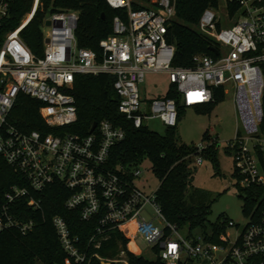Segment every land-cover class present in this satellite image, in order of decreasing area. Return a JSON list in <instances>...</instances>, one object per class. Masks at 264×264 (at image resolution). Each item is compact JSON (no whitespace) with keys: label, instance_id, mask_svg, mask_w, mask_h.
I'll use <instances>...</instances> for the list:
<instances>
[{"label":"built area","instance_id":"built-area-1","mask_svg":"<svg viewBox=\"0 0 264 264\" xmlns=\"http://www.w3.org/2000/svg\"><path fill=\"white\" fill-rule=\"evenodd\" d=\"M12 0H0V26L9 16ZM115 10L126 14L113 19L112 34L99 43L100 53L77 46L75 30L79 21L75 11H57L43 33V55L37 57L25 44L22 31L33 18L39 0L19 26L8 32L0 45V158L22 174L28 188L13 186L6 193L7 204L29 196L30 190L42 192L58 182L70 193L65 206L77 210L83 221L97 218L98 227L91 241L99 247L109 233L136 222L138 234L151 251L166 264H180L192 259L196 264H264V211L238 231L233 240L226 230L235 224L219 223L222 232L212 242L213 233L198 238H183L179 230L163 216L155 192L147 195L135 184L138 168L127 172L108 169L111 148L124 139L121 128L101 121L86 137L66 130L78 120L75 99L70 93L76 75L101 74L115 77L113 88L119 98L118 110L134 128L149 119H159L166 127L178 124L176 99L160 96L143 102L139 86L149 73H165L174 84L185 108L212 102L214 89L230 86L241 123L242 133L230 143L235 152V170L241 188L264 186V0H225V16L217 8L205 9L198 30L217 45L216 57L197 55L193 68L172 66L175 47L167 41L168 28L175 17V0H105ZM136 5L141 9L134 10ZM238 19L234 21V18ZM226 21L233 25L225 28ZM46 40H48L46 42ZM20 96L40 103L39 115L44 126L52 129L44 135L38 130L25 132L9 122ZM200 151L203 149L199 147ZM199 151V150H198ZM202 163V156L197 157ZM28 206L41 207L30 198ZM150 207L163 227H158L143 212ZM53 225L63 250L75 264H83L78 239L72 237L66 221L54 217ZM18 226L4 207L0 231ZM32 222L20 225L25 233ZM123 234V233H122ZM124 235V234H123ZM125 236V235H124ZM103 262L101 258L95 255ZM128 264L121 256L108 261Z\"/></svg>","mask_w":264,"mask_h":264},{"label":"trees","instance_id":"trees-1","mask_svg":"<svg viewBox=\"0 0 264 264\" xmlns=\"http://www.w3.org/2000/svg\"><path fill=\"white\" fill-rule=\"evenodd\" d=\"M34 0H12L9 16L0 26V45L4 36L15 30L21 20L31 11ZM218 0H175V17L168 28L167 41L174 45L175 52L172 66L175 68H193V58L197 55L212 56V47L216 43L203 35L197 28L202 12L207 8H217ZM134 10L141 9L133 6ZM57 11H75L79 21L75 30L77 46L100 53L99 43L112 34L113 19L116 16L126 19L122 10L111 9L105 0H39V6L22 31L21 37L28 48L37 56L43 55V28L49 14ZM115 77L101 74L76 75L70 91L75 99L78 120L66 130L86 137L94 123L108 121L121 128L124 139L114 145L108 156V169L119 168L130 172L137 168L143 159H148L151 171L159 181L155 191L156 203L164 218L178 230L187 228L189 232L201 229L206 232L208 226L213 233L210 240L218 241L222 232L219 223L228 220L226 216L218 217L217 223L211 224L208 216L212 207V195L201 189L192 187V158L204 156L218 169L217 149L208 146L198 151L193 145L181 144L177 140V126L167 127L164 135L150 131L145 126L134 128L119 110V98L113 88ZM165 98L177 100L178 121L183 116L185 107L181 105L180 96L174 84H170ZM225 98L223 87L214 89L212 102L194 107L201 112H210L214 105ZM145 102V101H143ZM40 103L26 96H20L14 107L9 122L20 126L25 132L38 130L44 135L53 130L44 126L38 109ZM261 129L264 130V112ZM207 139V138H205ZM264 171V158L259 155ZM234 178L239 180L236 170ZM13 186L28 188L26 178L16 172L0 158V216L4 209L18 226L0 231V264H67L68 255L63 250L53 225L54 217H62L72 237L78 239L79 251L85 254L83 264H101L114 260L122 255L128 264H166L159 258L148 261L132 251L129 240L118 230L111 231L108 239L95 247L91 241L98 227L97 218L83 221L77 210H68L65 206L70 193L63 185L56 182L42 192L30 190L29 196L7 204L5 195ZM29 189V188H28ZM239 197L243 200V214L255 218L264 211V186H251L239 189ZM30 198L40 201L41 207L34 209L28 206ZM32 222L33 227L25 233L19 226ZM69 264H75L69 259ZM114 264V263H112ZM180 264H196L187 259Z\"/></svg>","mask_w":264,"mask_h":264},{"label":"rangeland","instance_id":"rangeland-1","mask_svg":"<svg viewBox=\"0 0 264 264\" xmlns=\"http://www.w3.org/2000/svg\"><path fill=\"white\" fill-rule=\"evenodd\" d=\"M219 9L225 16L226 2L219 0ZM238 16L234 18V21ZM233 21H226L224 27H230ZM48 28H43L46 34ZM170 87L169 77L165 73H149L140 84V94L147 104L150 100L164 96ZM144 126L150 131L164 135L166 126L156 118L144 122ZM242 133L241 123L234 103V92L230 86L225 88V98L222 102L213 106L210 112H201L192 108H185L183 116L177 124V140L181 144L193 145L200 151L199 147L205 149L216 144L218 169L212 162L202 156V163H197V158H192L190 169L192 171V187L209 192L215 201L212 204L208 221L217 223L221 215L235 224V228L227 229L226 235L233 240L238 231L244 229L248 224L249 216L243 214V200L239 197L240 182L234 178L235 152L230 149V143L236 138L237 132ZM207 138V139H205ZM202 149V150H203ZM201 150V151H202ZM141 175L135 180L136 186L145 194L154 193L159 187L158 179L151 171V164L148 159H143L137 166ZM146 218L152 220L158 227H163L150 207L143 212ZM122 233L129 240L130 247L134 254L143 257L148 261H155L157 255L151 251L149 244L138 234L136 222L125 224L121 227ZM183 238H198L210 234V226L206 232L196 229L189 232L187 228L179 230Z\"/></svg>","mask_w":264,"mask_h":264},{"label":"water","instance_id":"water-1","mask_svg":"<svg viewBox=\"0 0 264 264\" xmlns=\"http://www.w3.org/2000/svg\"><path fill=\"white\" fill-rule=\"evenodd\" d=\"M45 25H46V26H49V25H50V22H49V21H46V22H45ZM47 41H48V40H46V42H47ZM210 50H211V52H213V53H215V54L218 52L217 49L214 48V47H212ZM96 127H97V124L94 123V124L92 125L91 129H90V133H92V132L96 129ZM101 264H111V263H110V262L103 261V262H101Z\"/></svg>","mask_w":264,"mask_h":264},{"label":"crops","instance_id":"crops-1","mask_svg":"<svg viewBox=\"0 0 264 264\" xmlns=\"http://www.w3.org/2000/svg\"><path fill=\"white\" fill-rule=\"evenodd\" d=\"M160 97V96H159Z\"/></svg>","mask_w":264,"mask_h":264}]
</instances>
